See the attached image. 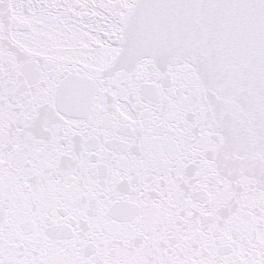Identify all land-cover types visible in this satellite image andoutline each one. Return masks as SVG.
Instances as JSON below:
<instances>
[{
	"label": "snow or ice",
	"instance_id": "1",
	"mask_svg": "<svg viewBox=\"0 0 264 264\" xmlns=\"http://www.w3.org/2000/svg\"><path fill=\"white\" fill-rule=\"evenodd\" d=\"M0 264H264V0H0Z\"/></svg>",
	"mask_w": 264,
	"mask_h": 264
}]
</instances>
